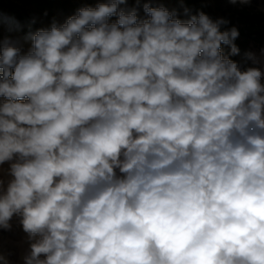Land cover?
Listing matches in <instances>:
<instances>
[{
	"label": "clouds",
	"instance_id": "obj_1",
	"mask_svg": "<svg viewBox=\"0 0 264 264\" xmlns=\"http://www.w3.org/2000/svg\"><path fill=\"white\" fill-rule=\"evenodd\" d=\"M127 4L0 35V232L22 264H264V47L242 67L228 19Z\"/></svg>",
	"mask_w": 264,
	"mask_h": 264
},
{
	"label": "trees",
	"instance_id": "obj_2",
	"mask_svg": "<svg viewBox=\"0 0 264 264\" xmlns=\"http://www.w3.org/2000/svg\"><path fill=\"white\" fill-rule=\"evenodd\" d=\"M24 6L29 7L31 11L42 16L48 25H40L36 21L31 24L29 29V22L32 17L28 11L12 6L8 2L0 1V14L8 17H14L22 25V29L15 31L22 37L31 31L39 28H47L53 20L62 24L66 19L76 14L77 9L81 7L92 6V0H20ZM262 8H264V0H260ZM170 10L175 9L179 18L186 20L184 15V8H190L195 12L196 10H203L213 19L224 17L230 21L227 27L235 26L239 29L240 36L235 43L240 48V55L232 56L231 59L238 61L241 66L245 64L243 54L246 51L261 49L264 47V11L258 10L254 4L235 5L228 3V0H169ZM57 15V16H56ZM6 28L8 26L4 25ZM223 52L228 54L229 49L224 46ZM248 61L247 63H249Z\"/></svg>",
	"mask_w": 264,
	"mask_h": 264
},
{
	"label": "rangeland",
	"instance_id": "obj_3",
	"mask_svg": "<svg viewBox=\"0 0 264 264\" xmlns=\"http://www.w3.org/2000/svg\"><path fill=\"white\" fill-rule=\"evenodd\" d=\"M2 2H8L12 6H16L19 8H22L26 11H28L29 15L34 19L38 24L40 25H48L45 19L31 11L29 7L24 6V4L20 0H0ZM99 2H106V0H92V6L95 7L97 3ZM143 2H147V0H141V5L139 9V15L140 17H144L145 14L143 13V8L142 4ZM159 3H163L165 7H167L170 10V4L169 0H153V6H158ZM251 5L254 4V6L261 11H264V8H262L260 0H252L250 3ZM136 6L135 5V0H128L127 7L132 8ZM57 16V15H56ZM112 20H115V17L112 18ZM0 35L2 36H11L13 40L19 41L20 45L22 46L23 51H27L28 48L30 47V41H25L24 37L16 33L15 31L9 32L8 28L3 26L0 28ZM257 55H259L260 49H255L253 50ZM248 66H254L252 65V62L250 61L249 63L243 64L242 67H248ZM259 66L261 68H264V63L260 65H255ZM26 99V98H25ZM3 98L0 97V101H2ZM4 169L8 168V164H5L2 166ZM5 181L9 179L6 175L4 176ZM28 248V244L26 243V234L22 232L20 227L17 225L16 221H13V230L12 231H4L0 232V251H2L5 255H8L9 260L11 264H22L21 262V256L25 253V251Z\"/></svg>",
	"mask_w": 264,
	"mask_h": 264
}]
</instances>
